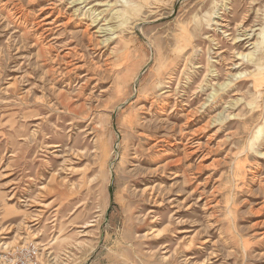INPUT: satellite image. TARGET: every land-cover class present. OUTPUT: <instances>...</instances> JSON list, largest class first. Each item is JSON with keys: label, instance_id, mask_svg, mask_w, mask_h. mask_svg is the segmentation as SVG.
<instances>
[{"label": "rangeland", "instance_id": "obj_1", "mask_svg": "<svg viewBox=\"0 0 264 264\" xmlns=\"http://www.w3.org/2000/svg\"><path fill=\"white\" fill-rule=\"evenodd\" d=\"M263 26L264 0H0V252L264 264V90L237 56Z\"/></svg>", "mask_w": 264, "mask_h": 264}, {"label": "bare ground", "instance_id": "obj_2", "mask_svg": "<svg viewBox=\"0 0 264 264\" xmlns=\"http://www.w3.org/2000/svg\"><path fill=\"white\" fill-rule=\"evenodd\" d=\"M83 2H85V0H83ZM176 2V1H175ZM126 4V1L124 2ZM136 4V3H135ZM174 6V5H173ZM210 8V7H209ZM131 8L129 6L126 5V7H124V9L122 8V10L120 11H116L114 14L117 16V19L119 18L120 19V25H123L126 21V15H129L131 14ZM202 9V8H201ZM119 10V9H118ZM206 13V12H205ZM212 15V14H211ZM206 16V15H205ZM212 17V16H211ZM217 18V17H216ZM204 19V18H203ZM209 19H211L209 17ZM208 19V20H209ZM206 20H207V16H206ZM205 20V21H206ZM210 21V20H209ZM95 20L92 21V23H94ZM198 22V21H197ZM216 22V21H215ZM199 23V22H198ZM209 23V22H208ZM178 24V23H177ZM207 24V23H206ZM197 25V24H196ZM227 25V24H226ZM177 27V26H176ZM109 29V28H108ZM251 29V28H250ZM219 30V29H218ZM224 30V29H223ZM245 30V29H244ZM111 31V30H110ZM176 31V30H175ZM238 31V30H237ZM251 32V31H250ZM249 32V34H251ZM254 32V31H252ZM108 33V32H107ZM247 33V32H246ZM258 38L255 42L252 43L253 45V51H249L247 52L246 54H243V53H237V56L239 58L242 59H246L248 62H251V66H252V69L253 71H251L249 74H248V79L247 77H245L246 75H244L245 79H247L248 81L250 80V83H251V89L254 91V93L256 94V97L257 96H262V90H264V26L262 28H260V31L258 32ZM242 36V35H241ZM244 36H245V32H244ZM199 37V36H198ZM109 38V37H108ZM247 38H249L248 34H247ZM246 38V40H248ZM251 38V37H250ZM105 42V41H104ZM190 42V41H189ZM209 42V41H208ZM249 42V40L247 41V43ZM91 43V41H90ZM185 46V45H184ZM190 46V45H189ZM236 47H238L239 45H235ZM191 50V49H190ZM261 51V56H259V59H254V55H255V51ZM186 53V52H185ZM257 53V52H256ZM170 54V53H169ZM207 54V53H206ZM189 55V54H188ZM188 57V56H187ZM190 57V56H189ZM188 57V58H189ZM261 57V58H260ZM186 58V57H185ZM190 59V58H189ZM185 60V59H184ZM210 60V59H209ZM183 61V60H182ZM192 61V60H191ZM224 61V60H223ZM184 63V61H183ZM209 66V64H208ZM232 66V65H231ZM212 67V66H211ZM230 67V66H229ZM209 71V70H208ZM184 72V71H183ZM210 73V72H209ZM196 74V73H195ZM244 73H238V77H241L243 76ZM209 76V75H208ZM192 77V76H191ZM207 77V76H206ZM232 77V76H231ZM165 82V81H164ZM207 83V81H206ZM159 84V83H158ZM167 84V83H166ZM162 85V84H161ZM158 86V85H157ZM232 87H237V88H242L244 87V84H234L233 85V82L231 79H229L228 81L226 82H223L219 85H217V88H213L212 89V92L210 93L209 95V98L208 99H211L212 102L216 101V99L222 97V95L224 94V92L226 90H229L230 88ZM160 89V88H159ZM200 91V90H199ZM228 92V91H226ZM264 93V92H263ZM157 95V94H156ZM152 96V95H151ZM152 98V97H151ZM259 98V97H258ZM156 99V98H155ZM161 98H159L160 100ZM147 101V99H146ZM238 102V101H236ZM164 103V102H163ZM263 103H264V99H263ZM262 103V104H263ZM62 104V103H61ZM60 104V105H61ZM65 105V103H63ZM70 103H68V106H69ZM214 104V103H213ZM253 104V103H252ZM251 104V106H252ZM233 105V104H232ZM255 105V104H254ZM66 106V105H65ZM247 106V105H246ZM249 106V104H248ZM249 106V107H251ZM71 107V106H70ZM72 108V107H71ZM70 108V109H71ZM253 108V107H252ZM64 109V108H63ZM79 109V108H78ZM82 109V107H81ZM250 109V108H249ZM66 110V109H65ZM69 110V109H68ZM77 110V109H76ZM80 110V109H79ZM67 111V110H66ZM86 110H84L85 112ZM164 111V110H163ZM255 111V110H254ZM253 111V112H254ZM82 112V111H81ZM79 114V113H77ZM84 114V113H82ZM248 115V114H247ZM90 117V116H89ZM243 124V123H242ZM253 125V124H251ZM154 130V129H153ZM261 131H262V127H259L256 131V135L254 137V140H258L259 139V136L261 134ZM254 136V135H253ZM253 138V137H252ZM251 147H253V145H250ZM142 151V150H141ZM80 152V151H79ZM82 153V152H81ZM81 155V154H80ZM78 158V157H77ZM134 183H138V184H146L148 183V177H141L139 179H137V181H135ZM143 195V194H142ZM151 196V194H150ZM151 199V198H150ZM144 200V199H143ZM28 205V204H27ZM12 211V209L10 208H7V210H5V212L7 213H10ZM153 222H156L155 220ZM162 222V220H161ZM164 231V230H163ZM165 232V231H164ZM78 234V233H77ZM149 235H153V239L154 240H161L163 237H161L163 235V232H157V231H151L149 233ZM144 238V237H143ZM163 250H166L167 247H163L162 248Z\"/></svg>", "mask_w": 264, "mask_h": 264}, {"label": "built area", "instance_id": "obj_3", "mask_svg": "<svg viewBox=\"0 0 264 264\" xmlns=\"http://www.w3.org/2000/svg\"><path fill=\"white\" fill-rule=\"evenodd\" d=\"M39 248L24 244L0 252V264H40Z\"/></svg>", "mask_w": 264, "mask_h": 264}]
</instances>
